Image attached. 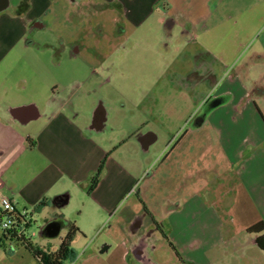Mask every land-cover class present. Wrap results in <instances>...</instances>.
Wrapping results in <instances>:
<instances>
[{
	"label": "crops",
	"instance_id": "crops-1",
	"mask_svg": "<svg viewBox=\"0 0 264 264\" xmlns=\"http://www.w3.org/2000/svg\"><path fill=\"white\" fill-rule=\"evenodd\" d=\"M51 1L54 0H30L24 16L0 11V196L8 195L13 210L25 215L26 233L32 224L40 226L41 239L37 246L46 252L55 251L68 231V222L72 221L80 232L70 244L75 257L64 264H239L232 261L233 256L230 261L225 259L240 247L242 251L249 247L264 251V230L247 231L260 222L264 225V111L257 99L264 98L257 94L264 93L263 72L258 70L257 78H252L256 76L252 67L264 63V0H229L231 4H241L244 16L256 13L253 14L256 45L247 55L252 66L237 71L236 77L222 85L211 67L204 78H209L213 85L214 100H210L203 116L193 112L187 115V119H193V130L213 131L224 166H219L216 160L208 171L204 170L206 184L202 188L198 186L186 194L184 189L178 190L175 208L161 207L162 212L156 215L145 201L143 211L132 209L120 218H115L117 205L124 197L119 189L120 167L108 154L113 143L107 149L103 143L107 119L103 107L93 109L56 84L51 91L41 92L33 76H26L16 68L4 70L2 66L6 50L22 39V28L47 10ZM65 1L87 4L94 0ZM99 1L112 6L121 20H135L134 23L137 13L146 6L142 0ZM164 1L169 5V0ZM159 2L150 0L147 10L158 11ZM221 2L177 0V5L185 7V20L177 26L187 29L186 33L200 30L209 17L205 8L213 10ZM17 3L18 0H12L10 5L15 8ZM25 55L21 54L17 60ZM253 90L257 91L256 95L252 94ZM222 94L228 96L226 101H218ZM140 132V127L135 128L133 136L141 143L146 141L149 147L156 136L150 132L144 136ZM189 132L185 130L181 137ZM103 159L100 179L89 192L90 177ZM219 170L223 171L219 173ZM196 175L202 176L201 171H196ZM134 182V194L142 201L140 184L138 180ZM105 183L107 194L100 195V187ZM223 185H227V190L218 191ZM74 198L80 199V207L71 206ZM173 199L169 194L162 204L165 206ZM239 200L251 204L255 216L250 221L239 207L234 215ZM152 219L162 223L167 238L148 229ZM50 222L60 226L52 237L42 231ZM160 239L168 245L172 243L179 257L169 246L173 259L155 258ZM0 264L37 263L23 246L7 241L0 246Z\"/></svg>",
	"mask_w": 264,
	"mask_h": 264
},
{
	"label": "rangeland",
	"instance_id": "rangeland-1",
	"mask_svg": "<svg viewBox=\"0 0 264 264\" xmlns=\"http://www.w3.org/2000/svg\"><path fill=\"white\" fill-rule=\"evenodd\" d=\"M142 1L146 6L137 13L135 23L121 20L112 6L99 0L87 4L51 1L47 10L34 18L37 24L32 22L22 28V39L6 50L2 63L4 70L16 68L33 76L41 92L51 91L56 84L81 103L87 102L93 109L100 105L106 111L103 143L106 149L113 143L108 154L120 167L116 166L124 196L115 218L132 209L143 211L145 201L156 215L162 212L161 207L175 208L178 190L182 188L186 194L198 186L202 188L206 184L204 170L208 171L216 160L224 166L213 131L193 130V119H187V115L193 112L203 116L210 100H214L213 85L204 78L209 69L215 70L218 84L236 77L237 71L252 66L247 55L256 45V13L244 16L239 3L222 0L213 10L206 7L209 17L205 27L186 33L187 29L177 26L185 20V7L177 5V0H169V5L160 0L154 12L146 8L150 0ZM4 7L15 16L27 12L25 0L18 9L10 4ZM21 54L26 55L17 60ZM252 68L256 75L252 78H257L259 70L264 79V63L258 62ZM246 82L244 78L245 85ZM248 85L251 86L249 80ZM257 94L264 97V93ZM217 99L226 101L228 96L222 94ZM257 99L264 111V98ZM138 127L142 135L150 132L156 136L149 147H143L133 136ZM187 129L190 132L181 137ZM196 171H201L202 176ZM137 180L142 201L132 192ZM221 189L227 190V185L218 191ZM107 191L105 183L99 194ZM169 194L174 201L165 207L162 201ZM239 201L234 215L239 207L250 221L255 216L251 204ZM70 204L81 206L80 199L75 198ZM39 231L40 226L35 224L28 228V235L35 234L31 239L36 245L41 239ZM237 237L241 241V235ZM154 255L160 261L174 258L164 239L158 241ZM230 257L239 264H264V251L250 247L244 251L240 247L225 260L230 261Z\"/></svg>",
	"mask_w": 264,
	"mask_h": 264
},
{
	"label": "trees",
	"instance_id": "trees-1",
	"mask_svg": "<svg viewBox=\"0 0 264 264\" xmlns=\"http://www.w3.org/2000/svg\"><path fill=\"white\" fill-rule=\"evenodd\" d=\"M104 159L99 163L96 171L90 177L88 191H92L100 179V175L104 168ZM145 208V206H144ZM3 220L7 221V227L2 228L1 223ZM20 226L24 230H20ZM28 227V221L25 216L20 212H0V246L3 247L5 242L15 243L17 245L23 246L34 258L37 264H64L65 261H71L74 259L75 254L70 248V244L73 236L80 232L79 228L74 224V222H68V231L65 236L61 239L57 249L55 251L46 252L42 250L39 246L32 242V239L26 229ZM264 230L263 223L255 224L247 228L248 232H259ZM162 237L167 238L166 233L162 232ZM169 246L175 251V254L179 257L176 249L169 242Z\"/></svg>",
	"mask_w": 264,
	"mask_h": 264
},
{
	"label": "flooded vegetation",
	"instance_id": "flooded-vegetation-1",
	"mask_svg": "<svg viewBox=\"0 0 264 264\" xmlns=\"http://www.w3.org/2000/svg\"><path fill=\"white\" fill-rule=\"evenodd\" d=\"M24 0H18V3L15 6V9H18ZM26 1V11L29 10L30 8V0H25ZM11 0H0V11L3 10L5 7L11 3ZM149 230H153L154 232H157L158 234H162L164 232V227L161 222H157L155 220H151L150 225L148 226Z\"/></svg>",
	"mask_w": 264,
	"mask_h": 264
},
{
	"label": "built area",
	"instance_id": "built-area-1",
	"mask_svg": "<svg viewBox=\"0 0 264 264\" xmlns=\"http://www.w3.org/2000/svg\"><path fill=\"white\" fill-rule=\"evenodd\" d=\"M132 192H135V189ZM13 208H14V206H13L12 201H11V199H10V197L8 195L0 196V210L2 212H14ZM22 215H24V214H22ZM1 227L2 228H6L7 227V221L6 220L2 221ZM19 229L21 231L24 230V228L22 226H20Z\"/></svg>",
	"mask_w": 264,
	"mask_h": 264
},
{
	"label": "water",
	"instance_id": "water-1",
	"mask_svg": "<svg viewBox=\"0 0 264 264\" xmlns=\"http://www.w3.org/2000/svg\"><path fill=\"white\" fill-rule=\"evenodd\" d=\"M143 147H147V142H142L141 143ZM59 224L56 223V222H50L48 223L43 229L42 231L45 233H47L49 235V237H52V236H55L58 232V229H59Z\"/></svg>",
	"mask_w": 264,
	"mask_h": 264
}]
</instances>
